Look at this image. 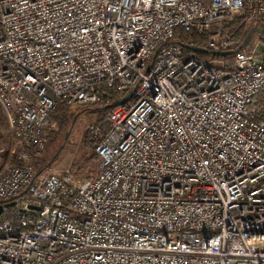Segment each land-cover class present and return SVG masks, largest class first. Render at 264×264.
Returning <instances> with one entry per match:
<instances>
[{"label":"built area","instance_id":"2783aa9c","mask_svg":"<svg viewBox=\"0 0 264 264\" xmlns=\"http://www.w3.org/2000/svg\"><path fill=\"white\" fill-rule=\"evenodd\" d=\"M58 102L93 178L37 168ZM0 112V264H264V0H0Z\"/></svg>","mask_w":264,"mask_h":264},{"label":"rangeland","instance_id":"374dc122","mask_svg":"<svg viewBox=\"0 0 264 264\" xmlns=\"http://www.w3.org/2000/svg\"><path fill=\"white\" fill-rule=\"evenodd\" d=\"M207 58L211 59V56H207ZM67 115L72 118L71 125L62 132H58L60 130L59 125L57 121L53 120L55 122L53 127L48 131V135L50 133H57L59 136L55 142L47 144L44 152L38 159L39 166L37 168L42 169L49 166L50 161L54 158L49 168L51 172H62L69 169L79 178H93L98 173L99 162L92 159L86 162L85 160L89 158L90 154L82 147L83 134L86 131L87 123L91 122V119L89 117L84 118L82 111H77L72 115H69L67 112ZM10 145V133L5 119L0 112V168L5 163L12 161L7 157ZM59 149L61 151L56 156ZM84 155L86 157L82 159Z\"/></svg>","mask_w":264,"mask_h":264},{"label":"trees","instance_id":"16d2710c","mask_svg":"<svg viewBox=\"0 0 264 264\" xmlns=\"http://www.w3.org/2000/svg\"><path fill=\"white\" fill-rule=\"evenodd\" d=\"M224 30H230V26L225 25ZM190 37L189 36H181L179 35V32L177 31L175 33V40L180 43V44H186L188 43ZM198 43V42H197ZM198 46V44H196ZM200 58H205L207 55H199ZM67 105L64 102H58L57 108L54 112L51 113V117L57 121L59 125V131L62 132L66 129H68L71 125L72 118H70L67 115ZM59 134L57 133H50L48 135V144L55 142ZM98 141L95 139L93 132H90L86 130L83 134V139H82V147L85 151L89 152V158L85 160L86 162L92 160L98 161V157L96 156L94 149L96 147V144ZM86 156L84 155L82 159H84ZM76 167V166H75ZM77 171V170H76ZM80 171V169H78ZM4 208H8V215L11 217L14 221L16 219L14 213V208H13V203L12 202H6L3 204Z\"/></svg>","mask_w":264,"mask_h":264},{"label":"water","instance_id":"95a60500","mask_svg":"<svg viewBox=\"0 0 264 264\" xmlns=\"http://www.w3.org/2000/svg\"><path fill=\"white\" fill-rule=\"evenodd\" d=\"M251 33H252V30H250V31L247 33V35H246L244 41H243L242 44L239 46V48H237L235 51H233V52H231V53L221 54V56H229V55H232V54L237 53L242 47H244V46L247 44V42H248V40H249V38H250ZM184 48H185L186 50H188V51H192V52H195V53H197V54H202V55H206V54H207L206 51H204V50H202V49H200V48H197V47L184 46ZM133 92H134V90L131 91V92H130L125 98L121 99L120 101L115 102V103H114L113 105H111V106L106 107V109L115 108V107H117V106H119V105H122L123 103L129 101L130 98H131V96L133 95ZM75 119H76V118H75ZM75 119L73 120V123H74ZM73 123H72V124H73ZM60 151H61V150L59 149L58 152H57V154H56V156L59 154ZM53 160H54V158L50 161L49 164H51V163L53 162ZM30 208H34V207H30ZM2 211H3V207L0 206V215L2 214Z\"/></svg>","mask_w":264,"mask_h":264}]
</instances>
